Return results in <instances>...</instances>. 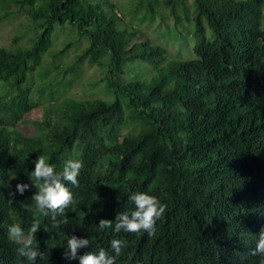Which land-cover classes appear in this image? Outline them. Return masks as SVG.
I'll return each mask as SVG.
<instances>
[{
    "label": "trees",
    "instance_id": "obj_1",
    "mask_svg": "<svg viewBox=\"0 0 264 264\" xmlns=\"http://www.w3.org/2000/svg\"><path fill=\"white\" fill-rule=\"evenodd\" d=\"M11 1L27 10L39 33L27 47H0V264H22L7 228L19 223L27 233L34 219L41 221L35 240L42 264H79L63 259L72 235L90 241L78 255L101 248L114 254L110 241L126 240L116 264H257L252 251L264 229V0H163L176 24L192 26V57L174 60L124 25L111 0L5 2ZM137 3L147 4L142 22L155 19L159 0ZM65 25L89 41L75 72L84 61L107 67L101 93L110 98H67L26 135L20 125L42 107L29 80ZM39 155L57 172L68 159L84 165L78 185H66L73 203L57 228L31 200ZM17 183L30 188L11 195ZM138 191L167 205L152 236L97 229L99 220L134 209L128 197Z\"/></svg>",
    "mask_w": 264,
    "mask_h": 264
},
{
    "label": "rangeland",
    "instance_id": "obj_2",
    "mask_svg": "<svg viewBox=\"0 0 264 264\" xmlns=\"http://www.w3.org/2000/svg\"><path fill=\"white\" fill-rule=\"evenodd\" d=\"M0 0V47H27L37 37L39 30L29 19L26 9L16 1ZM119 6L120 16L126 26L142 31L139 38L161 45L171 60L191 58L193 41L192 26L188 22L176 24L175 18L163 6L154 4V20L141 18L147 14V4L139 6L137 0H111ZM89 46V41L80 38L78 30L69 25L58 26L54 33V44L44 56L42 69L37 68L31 76L35 97L41 98L42 107L26 118L19 129L26 135L36 133L35 122L41 121L47 111L58 109L67 98L89 99L104 96L101 89L107 75V67L78 62L79 73L75 72L77 57ZM65 51V52H63ZM147 68V66H145ZM147 76V75H146ZM132 75H126V78ZM148 77V76H147ZM58 91L55 99L51 93ZM128 129L124 130L127 133Z\"/></svg>",
    "mask_w": 264,
    "mask_h": 264
},
{
    "label": "clouds",
    "instance_id": "obj_3",
    "mask_svg": "<svg viewBox=\"0 0 264 264\" xmlns=\"http://www.w3.org/2000/svg\"><path fill=\"white\" fill-rule=\"evenodd\" d=\"M83 162L79 159H68L62 171H56V165L45 161L44 156L39 155L34 161V170L31 176L36 180L37 192L31 197L36 213L43 217L50 218L52 227L57 228L62 223H67L66 209L73 203V193L66 186L78 185L77 177L83 168ZM16 177H12L15 179ZM30 188L27 183H17L15 193L23 195ZM128 201L134 206L132 210L119 212L115 220L101 219L96 225L101 232L112 229L115 233L121 231L125 233H139L141 231L152 236L155 233L156 222L166 211L167 205L162 203L156 196L146 192H133ZM60 217L58 220L57 217ZM41 228L40 219H34L30 227L25 230L19 223H13L7 228V238L11 243L19 245L16 249L18 257L23 258L22 264H38V257L41 264L45 260V253L40 252L35 240V234ZM90 244L89 239L78 238L72 235L66 241L63 259L72 261L78 260L79 264H116V259L120 256L122 249L127 247V241L123 239H113L110 241L112 253L103 248L99 252H87L78 255L81 249ZM252 255L257 257V264H264V229H262L256 239L255 248Z\"/></svg>",
    "mask_w": 264,
    "mask_h": 264
}]
</instances>
